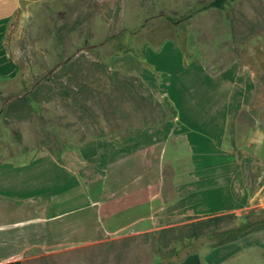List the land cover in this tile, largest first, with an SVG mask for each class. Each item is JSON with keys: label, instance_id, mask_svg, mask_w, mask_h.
<instances>
[{"label": "rangeland", "instance_id": "374dc122", "mask_svg": "<svg viewBox=\"0 0 264 264\" xmlns=\"http://www.w3.org/2000/svg\"><path fill=\"white\" fill-rule=\"evenodd\" d=\"M34 1L0 39V260L176 264L213 249L187 225L264 218V0Z\"/></svg>", "mask_w": 264, "mask_h": 264}, {"label": "crops", "instance_id": "0c3cea01", "mask_svg": "<svg viewBox=\"0 0 264 264\" xmlns=\"http://www.w3.org/2000/svg\"><path fill=\"white\" fill-rule=\"evenodd\" d=\"M26 1L0 0V39L4 36L11 16L27 4ZM236 205H233L232 211L238 210ZM129 220L136 221L133 216H130ZM14 261L20 260L17 257H9L0 260V264ZM176 264H264V230L252 232L241 239L214 248L207 254H192Z\"/></svg>", "mask_w": 264, "mask_h": 264}, {"label": "trees", "instance_id": "16d2710c", "mask_svg": "<svg viewBox=\"0 0 264 264\" xmlns=\"http://www.w3.org/2000/svg\"><path fill=\"white\" fill-rule=\"evenodd\" d=\"M226 2L227 0H213L212 2L207 4L204 9H223ZM169 20L174 21L176 23L178 22L175 21L173 18H169ZM232 219H236V216L233 214H227L213 216L204 220H199L185 227L186 233L183 238L186 239L189 243H191L192 241L207 237L211 241H213L214 244L212 248L214 249L227 243L241 239L252 232L264 230V218H261L256 221H251L248 217H244L240 219L239 225L227 227L226 222ZM175 252L177 251L173 250V253ZM4 264H21V262L14 261Z\"/></svg>", "mask_w": 264, "mask_h": 264}]
</instances>
